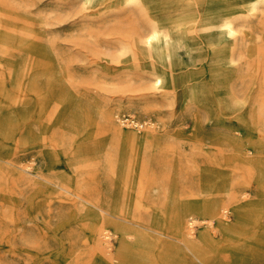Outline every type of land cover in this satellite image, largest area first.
Instances as JSON below:
<instances>
[{
	"label": "rangeland",
	"instance_id": "1",
	"mask_svg": "<svg viewBox=\"0 0 264 264\" xmlns=\"http://www.w3.org/2000/svg\"><path fill=\"white\" fill-rule=\"evenodd\" d=\"M233 1L253 17V39L242 41L246 24L236 21L225 51L205 58L208 42L198 37L208 29L199 14L226 0H0V264H108L92 245L102 239L110 252L120 249L129 224L18 175L20 165H33L56 181L50 170L70 172L65 158L78 139L96 134L139 156L170 141L182 162L211 147V170L199 168L200 158L193 169L177 168V179L184 173L194 186L191 238L202 242V226L211 238L194 255L178 249L177 264H264V0ZM150 21L167 32V43L153 40L152 56L141 47L125 51L137 33L152 35ZM79 41V51L70 48ZM42 53L57 76L66 75L56 94L63 105L44 129L29 111ZM110 116L125 134L111 138ZM207 201L216 216L198 212Z\"/></svg>",
	"mask_w": 264,
	"mask_h": 264
},
{
	"label": "bare ground",
	"instance_id": "2",
	"mask_svg": "<svg viewBox=\"0 0 264 264\" xmlns=\"http://www.w3.org/2000/svg\"><path fill=\"white\" fill-rule=\"evenodd\" d=\"M132 2H137V0H132ZM203 10L204 12L199 14L198 23L202 24V27L204 26L208 31L198 39L208 42L207 45L204 44L205 58H211V56L225 51V47L230 43L225 41V38L233 34V25L236 21L247 25H244L242 29L240 36L242 41L253 39V35L250 34L252 30L250 23L253 17L242 12L241 4L226 0L224 4L210 6L208 9L203 8ZM188 15H191L190 19L196 17L194 13ZM260 20L261 18L258 21ZM178 23L182 25V21ZM150 25L152 35L145 38L146 36L137 33V36L132 37L130 43L124 48L125 51L132 52L134 47H141L144 53L147 52L151 55L158 49L153 40L165 39L167 43L166 37L169 35L165 30H162L159 23L150 21ZM239 38L233 37L232 40L234 42ZM81 45L79 41L73 43L70 48L79 51ZM207 46L210 51H207ZM91 61L87 64L93 65L96 60L92 63ZM33 65L34 75L31 89L34 96V107H29L30 117H33L34 123L40 124L39 126L44 129L51 125L59 107L63 105V102L58 103L56 101L58 99L56 94H59V90L65 86L63 81L66 75L64 72H60V76H57L58 73H54L56 70L53 71L52 59L43 53L34 60ZM76 67L82 68V65ZM73 69L71 68L70 72H73ZM67 86L70 89L71 83ZM22 108L26 109L27 107ZM106 123L111 138L114 139L115 136L125 134L112 116L107 117ZM62 140L64 143L65 139ZM76 146V152L65 158L71 168L70 172L57 173L53 169L50 170V174L55 177L56 181L49 175L43 174L33 165H20L18 175L26 184L53 186L73 194L77 200L73 199L72 202L79 200L87 202L99 209L104 216L130 225L125 231L122 230L124 235L121 238V247L115 254L102 245L100 242L102 239L93 245L91 244L96 248V255L103 257L105 263L131 264L127 256L131 252L141 258L140 264H177L179 263L178 255H176L178 249L181 248L194 255L199 253L203 247L198 248V246H205L211 239L207 228L204 226L200 228L201 231L198 236V239L202 241L199 242L201 245L196 244V239L191 238L192 225L196 220V216L193 215L194 211H191L195 207L194 186L189 179H185L184 173L181 174L182 180L177 179V168L189 167L193 169L197 158H200L205 164L199 168L204 167L206 171L214 168L211 147L193 150L186 156V161L182 162L183 156L180 157L176 154L178 146L170 143V141H165L159 145L157 151L142 156L131 150L125 151L118 145L113 146L112 139L107 143L98 134L78 139ZM72 186L75 191L71 190ZM179 199H182L180 204ZM145 203H151L150 206H156L154 208L157 210L145 208ZM127 207H132L133 210L126 211ZM197 210L203 214H210L211 217L217 214L212 201L203 202L197 207ZM161 211L162 215L160 216ZM221 224L223 223L221 222ZM87 254L89 253L87 252Z\"/></svg>",
	"mask_w": 264,
	"mask_h": 264
}]
</instances>
